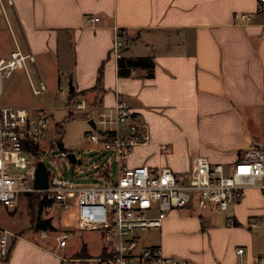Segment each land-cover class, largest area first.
Listing matches in <instances>:
<instances>
[{
    "label": "crops",
    "instance_id": "0c3cea01",
    "mask_svg": "<svg viewBox=\"0 0 264 264\" xmlns=\"http://www.w3.org/2000/svg\"><path fill=\"white\" fill-rule=\"evenodd\" d=\"M11 1L9 10L35 70L36 65H51L65 75L68 95L71 88L75 99L94 106L125 101L145 126L149 142L134 148L128 166L168 167L178 173L202 156L228 173L247 150L264 149V2ZM234 13H247L249 20L236 21ZM114 27L125 35L121 59L147 57L152 69L133 68L119 75L118 60L109 55ZM164 129L174 131L187 146L183 164L171 158L172 152L165 154L169 148L161 150L158 135ZM263 207L264 193L257 189L245 190L228 213L193 201L167 212L146 242L142 231L141 243L191 264H252L264 256V229L249 230L245 224L259 220ZM62 214L66 236H76L80 229L75 228L74 212ZM227 215L233 217L232 224H227ZM87 232L81 247L67 252L62 250L67 241L51 248L18 236L0 264H105L102 234ZM237 248L244 254L239 256Z\"/></svg>",
    "mask_w": 264,
    "mask_h": 264
},
{
    "label": "built area",
    "instance_id": "2783aa9c",
    "mask_svg": "<svg viewBox=\"0 0 264 264\" xmlns=\"http://www.w3.org/2000/svg\"><path fill=\"white\" fill-rule=\"evenodd\" d=\"M264 2V0H260ZM12 5L11 0H7ZM247 13H234L233 19L249 20ZM97 21L98 18L90 19ZM264 37V25L261 29ZM125 46L124 33L114 27L109 55L119 60ZM34 63L29 50L22 48L13 37V49L7 56H0V205L13 207L20 195L41 193L43 209L51 205L63 211H73L77 227L95 230L105 241V264H191L187 259L166 256L158 246L141 243V232L157 229L167 212L185 208L193 201L200 206L228 213L233 202L239 200L247 189L264 193V150H247L226 173L220 163H210L205 157H197L188 171L175 173L168 167L150 169L145 165L128 166L127 156L139 145H146L150 136L129 105L118 99L110 107H97L84 99L65 105L70 113H93L91 131L86 139L94 146L111 152L115 159L117 178L107 185H84L75 182L69 174L47 169V184L42 190L34 187L35 170L39 151L47 138L53 110L9 107L1 104L2 79L13 71L26 70V62ZM60 88V83L58 84ZM46 90L39 78L38 87L32 92L38 95ZM88 120V121H89ZM48 143H51L50 141ZM166 151L167 146H160ZM50 149V148H49ZM51 159L67 158L61 150ZM111 161V159H110ZM260 219H249V230L264 229V207ZM227 224L233 223L231 215ZM41 237H45L43 231ZM15 235L0 228V261H5ZM66 234L57 237L58 246L65 244ZM236 253L244 254L243 248ZM252 264H264V256Z\"/></svg>",
    "mask_w": 264,
    "mask_h": 264
},
{
    "label": "rangeland",
    "instance_id": "374dc122",
    "mask_svg": "<svg viewBox=\"0 0 264 264\" xmlns=\"http://www.w3.org/2000/svg\"><path fill=\"white\" fill-rule=\"evenodd\" d=\"M13 37L24 48L8 4L6 0H0V55L10 48L13 49ZM26 70H15L9 77L2 79L1 104L9 107L53 110L46 141L39 151V160H42L49 170L69 174L79 184L107 185L115 183L117 173L115 159L111 156V152L92 145L86 139V135L91 131L88 120L93 116V113H74L73 118L65 119L68 112L64 106L72 105L77 100L73 98L67 103L68 83L65 75L54 71L51 65H36L35 70L29 61L26 62ZM39 78L45 84L46 90L35 95L32 92V86L38 87ZM58 78L61 80L60 88ZM58 124L62 126V130L56 128ZM57 132L60 135H57ZM158 137L161 139L160 143L169 148L165 154L172 152L171 158L179 160L181 164V155L187 146L179 142L177 134L174 131L164 129ZM49 141L51 143H48ZM61 150L66 153H73L79 162L71 163L67 158H55L53 160L49 157L57 155ZM128 158L129 156L126 160ZM181 160L183 164L184 160ZM62 212L65 211L56 205H51L49 210L41 209L36 195L22 194L11 208L0 205V228L15 235L13 242L18 236L26 239L31 237L37 242L47 243L53 248L58 245L57 237L67 233V230L64 229L67 221L62 216ZM48 220L50 221V228L48 226L45 230L41 229L40 225ZM75 228L80 229L77 226ZM151 230L142 232L144 236L142 242H146L150 235H153ZM41 231L44 232L45 237L40 236ZM87 231H94L96 235L95 230ZM87 231L80 229L74 237L68 233L65 238L67 246L62 250L66 252L78 250L82 245L83 233H91Z\"/></svg>",
    "mask_w": 264,
    "mask_h": 264
},
{
    "label": "trees",
    "instance_id": "16d2710c",
    "mask_svg": "<svg viewBox=\"0 0 264 264\" xmlns=\"http://www.w3.org/2000/svg\"><path fill=\"white\" fill-rule=\"evenodd\" d=\"M139 67H147L150 70L153 67V62L150 58H147V57H139V58H133V59H121L120 58L118 60V72L120 76H125L129 73L130 69L139 68ZM101 72H102V67H100L98 71L97 85L100 82ZM74 96H76L75 93L69 94L67 98V103H69L73 98H75ZM73 116H74L73 113L68 112L67 117L65 119L69 120L73 118ZM57 126H56L57 129L60 128V130H62V126L60 124H58ZM57 135H60V134L57 132ZM30 194H34L37 196V198L39 199V205L41 206V209H42L44 205V200L42 199L41 193H30ZM40 226H41V229H44V230L48 226L50 228V221L48 220L45 223L41 224Z\"/></svg>",
    "mask_w": 264,
    "mask_h": 264
},
{
    "label": "water",
    "instance_id": "95a60500",
    "mask_svg": "<svg viewBox=\"0 0 264 264\" xmlns=\"http://www.w3.org/2000/svg\"><path fill=\"white\" fill-rule=\"evenodd\" d=\"M70 93H72L71 88H70ZM88 123L92 125L91 120H89ZM66 157L71 163L79 162L76 160L75 155L71 152L66 153ZM46 184H47L46 165L43 161H39L36 165V170H35L34 187L38 190H42L46 187Z\"/></svg>",
    "mask_w": 264,
    "mask_h": 264
}]
</instances>
